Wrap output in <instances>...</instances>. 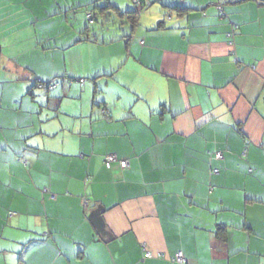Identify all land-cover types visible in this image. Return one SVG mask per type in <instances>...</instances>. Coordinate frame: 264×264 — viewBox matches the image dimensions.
Listing matches in <instances>:
<instances>
[{
  "label": "crops",
  "instance_id": "1",
  "mask_svg": "<svg viewBox=\"0 0 264 264\" xmlns=\"http://www.w3.org/2000/svg\"><path fill=\"white\" fill-rule=\"evenodd\" d=\"M0 18V264H264V0H0Z\"/></svg>",
  "mask_w": 264,
  "mask_h": 264
},
{
  "label": "rangeland",
  "instance_id": "2",
  "mask_svg": "<svg viewBox=\"0 0 264 264\" xmlns=\"http://www.w3.org/2000/svg\"><path fill=\"white\" fill-rule=\"evenodd\" d=\"M132 1V0H131ZM1 19V18H0ZM87 21V20H86ZM43 22V21H42ZM63 23H59V25H62ZM117 24V23H116ZM116 24H111L110 25V31L112 29V27H115ZM78 27H80V25H77ZM90 29L92 31V34L100 31L101 29L99 28V25L93 21L91 22V24L89 25ZM117 27V26H116ZM44 31V34H42V43L44 46H46L47 42H49L52 46H54L55 43L59 44L61 42V39H57V38H62V33L63 32H59L58 29V23H52V22H46L43 27L40 29ZM59 33V35H58ZM52 36L51 38H48L49 40H47L48 36ZM76 49H80L81 47H79L78 45H75ZM53 48V47H52ZM85 79H77V83L78 85H80V87H82L83 83H84ZM51 82V84H56V86L54 87L56 89V87H62L66 85L67 81L65 82L60 76L53 78L52 80H44L43 83L44 85L41 87L43 90L46 91V85L47 83ZM54 88H49L47 89V91H50V89H52V91L54 90ZM62 89H65L64 87Z\"/></svg>",
  "mask_w": 264,
  "mask_h": 264
},
{
  "label": "built area",
  "instance_id": "3",
  "mask_svg": "<svg viewBox=\"0 0 264 264\" xmlns=\"http://www.w3.org/2000/svg\"><path fill=\"white\" fill-rule=\"evenodd\" d=\"M132 1L135 2V3L138 2V0H132ZM214 1H215L216 9L218 10V12L220 14H222L223 13V4L225 3L226 0H214ZM229 35H232V32L229 33ZM47 86H48V88H54L56 86V84H49ZM101 112L104 113L105 110L101 109ZM215 158L216 159L222 158L221 152H216L215 153ZM116 160H117L116 155L107 154L104 157L103 164L108 167L112 162H114ZM119 162H120L121 167L124 168V167L127 166V161L126 160L122 159V160H119ZM212 172L217 174L218 173V169H214ZM82 203H83L84 207H87V204H88L87 199L83 198ZM151 256H152V254L149 251H145V253L143 255V258H150ZM172 262H175L177 264H187V260H186V258L184 257V255L182 254L181 251H178L174 255V257L172 258Z\"/></svg>",
  "mask_w": 264,
  "mask_h": 264
},
{
  "label": "trees",
  "instance_id": "4",
  "mask_svg": "<svg viewBox=\"0 0 264 264\" xmlns=\"http://www.w3.org/2000/svg\"><path fill=\"white\" fill-rule=\"evenodd\" d=\"M125 13H126V15H129V14H130V15H131V16H130V18H131V22H132V23H135V21H136V14H137V13H136V10H134V11H125ZM132 14H134L135 16L132 17ZM84 38L86 39L87 37H84ZM49 84H51V82L47 83V85H49ZM43 85H44L43 82H41V83L38 82V86H39V87H42ZM47 85H46V88H45L46 90L49 89ZM103 110H104V109H103ZM104 113H106V111H105ZM108 154H111V153H108ZM106 155H107V154H106ZM104 157H105V155H104ZM104 157H103V160H104Z\"/></svg>",
  "mask_w": 264,
  "mask_h": 264
}]
</instances>
